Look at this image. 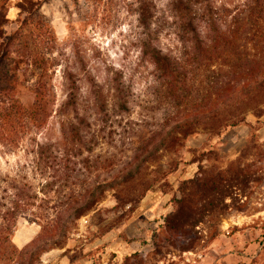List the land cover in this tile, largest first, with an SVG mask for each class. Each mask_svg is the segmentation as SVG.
<instances>
[{"label": "rangeland", "instance_id": "374dc122", "mask_svg": "<svg viewBox=\"0 0 264 264\" xmlns=\"http://www.w3.org/2000/svg\"><path fill=\"white\" fill-rule=\"evenodd\" d=\"M21 1L0 0V11L8 19L4 35L9 37L23 24L32 30L39 58L54 61L50 73L55 104L46 119H34L37 76L28 65L21 66L18 80L9 87L0 80V91L6 87L10 94L0 95L1 187L2 194L24 200L11 234L19 248L40 233L43 217L51 210L53 202L40 198L56 197L39 190L44 181L35 156L39 145L52 144L59 157L70 155L73 167L80 161L76 153L99 157L109 177L131 167L134 151L161 121L160 114L146 107L156 64L143 55V41L150 40L171 55H180L186 45L180 33V0H146L151 35L139 21L144 0H33L29 12L21 10ZM182 1L198 10L197 25L208 42V14L226 30L247 0ZM67 69L78 78L79 98L73 107L65 105ZM115 76L131 87L133 101L127 112L106 121L90 79L108 91ZM259 107L260 116L245 107V123L220 134L200 127L178 153H158L156 160L144 165L143 178L153 181L167 175L134 211L125 215L129 206H117L114 191L107 192L77 221L66 244L43 253L38 264H264V103ZM80 117L85 118L83 143L73 141L70 134L71 122L79 123ZM196 176L199 183L188 186L189 200L179 215L183 182ZM22 188L28 191L21 192ZM1 221L0 217L4 234Z\"/></svg>", "mask_w": 264, "mask_h": 264}, {"label": "trees", "instance_id": "16d2710c", "mask_svg": "<svg viewBox=\"0 0 264 264\" xmlns=\"http://www.w3.org/2000/svg\"><path fill=\"white\" fill-rule=\"evenodd\" d=\"M33 3V0H22L19 7L29 12ZM177 8L182 20L181 37L186 41L181 54L166 53L147 39L142 45L143 55L151 57L156 64L155 82L148 93L150 99L146 107L161 115L158 129L138 145L129 163L131 167L111 177L104 174L107 167L99 157L76 153L80 161L73 167L70 155L59 157L52 144L39 145L35 156L44 177L39 190L43 194L54 192L56 197L40 198L43 203L53 202L51 210L43 217L40 233L22 248L12 241L11 234L17 210L24 200L2 194L0 178V217L6 232H0L1 264H38L43 253L66 244L77 221L94 210L109 191H114L117 206L124 209L129 206L125 215L134 211L147 191L167 175L162 173L153 181L143 178L144 165L156 160L158 153H178L185 140L200 127L220 134L228 127L247 122V106L258 116L263 114L259 106L264 103V0H247L226 30L209 13L206 19L211 32L208 42L197 25L198 10L182 0ZM151 15L149 3L142 1L139 21L149 30L147 35L152 33ZM7 20L0 11V80H6L5 86L9 87L18 80L21 66L28 65L37 76L33 84L35 110L32 116L43 121L55 104L50 73L54 61L51 57L39 58L37 41L32 30L24 29V24L5 38L3 26ZM65 77L69 92L65 105L73 107L79 98L78 78L70 69L65 71ZM90 81L95 103L106 121L130 109L133 92L121 78L113 77L108 91L94 79ZM6 87L0 95L10 97ZM79 119V123L71 122L70 134L73 141L83 143L81 124L85 118ZM93 149L92 145L87 147L89 152ZM207 152L210 151L203 153ZM199 179L196 176L183 182V195L177 199L179 208L189 200L188 186L199 183ZM26 191V188L21 189V192ZM180 211L182 208L177 214L180 215ZM171 216L172 212L167 217L169 223H172Z\"/></svg>", "mask_w": 264, "mask_h": 264}]
</instances>
